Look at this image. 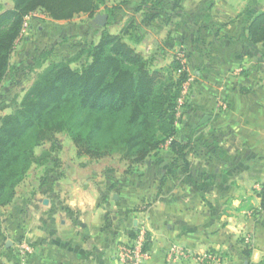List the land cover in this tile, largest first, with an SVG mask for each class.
<instances>
[{"label": "crops", "instance_id": "crops-1", "mask_svg": "<svg viewBox=\"0 0 264 264\" xmlns=\"http://www.w3.org/2000/svg\"><path fill=\"white\" fill-rule=\"evenodd\" d=\"M174 11L168 24L148 22L162 34L144 30L143 43L151 55L159 45L184 49L193 78L175 140L188 145L187 169L167 144L128 171L84 158L31 168V182L29 171L0 208V264H122L120 248L141 228L143 264H206L210 254L209 264H264L255 187L264 184V43L247 40L264 0H181ZM23 241L33 246L24 262ZM173 248L187 257L174 259Z\"/></svg>", "mask_w": 264, "mask_h": 264}, {"label": "trees", "instance_id": "trees-1", "mask_svg": "<svg viewBox=\"0 0 264 264\" xmlns=\"http://www.w3.org/2000/svg\"><path fill=\"white\" fill-rule=\"evenodd\" d=\"M170 1L169 12L161 0H139L117 33L94 23L91 36L97 40L91 37L74 56L46 63L50 52L44 51L33 60L32 67L40 71L12 110L0 116V208L14 202L32 167L58 162L49 151L37 155L36 149L46 143L58 149L56 135L61 133L69 137L78 157L97 161L117 155L126 171L168 144L174 159L187 169L188 145L175 140L178 101L190 78L187 65L175 55L167 67L157 68L156 52L144 57L136 49L148 22L162 19L168 24L181 0ZM11 2V8L0 9V87L13 76L11 54L30 14L40 12L60 22L80 14L93 18L102 9L108 25L117 11L107 0ZM139 12L144 19L137 22L134 15ZM247 40L251 45L264 43V11L248 27ZM259 195L263 206L264 187ZM245 254L248 260L250 250Z\"/></svg>", "mask_w": 264, "mask_h": 264}, {"label": "rangeland", "instance_id": "rangeland-1", "mask_svg": "<svg viewBox=\"0 0 264 264\" xmlns=\"http://www.w3.org/2000/svg\"><path fill=\"white\" fill-rule=\"evenodd\" d=\"M138 3L139 0H107V5L109 7L115 6L117 11L115 12L112 23L107 25L106 18V24L103 27L112 34L117 33L123 26L127 17L132 16L134 8ZM11 7V0H0V9H8ZM99 14L105 15L102 9ZM143 14L144 13L139 12L137 15H134L137 22L144 19ZM93 18H89V16L85 14H80L69 21L55 22L42 13L36 12L30 14L25 19L23 31L11 54L10 65L13 70V76L7 77L0 87V116L12 110L13 105L21 99L23 92L30 87L35 74L40 71V69L32 67L33 60L44 51L50 52L46 63L57 62L74 56L82 48L84 43L88 42L92 37L91 30L94 29ZM156 22L162 23L158 19ZM145 26L143 25V27ZM144 30L151 29L147 26ZM151 31L156 39H160L159 37L162 33H160L158 29ZM94 39L97 40V37ZM147 46L148 45L144 42L141 44L140 48H137V51L141 52L144 57L151 55V51ZM158 47L160 49L156 50L158 51V53H156L157 68L167 67L172 62L175 55L181 54V52L184 51V49H179L174 46L159 45ZM162 49L163 52H161ZM184 56L185 53L183 52V57ZM185 59L186 58H184V62L186 63ZM181 61H183V59ZM188 73L192 82L193 75L191 71H188ZM56 139L59 145L58 149L51 150L50 145L46 143L43 147L36 149V154L40 155L44 151H49L52 153L51 158L58 160L59 163H76L82 161L81 158H84L90 162L103 161L106 166H111L116 162H118V164H124L117 155L107 156L97 161L90 160L85 156H79L77 158L72 152L74 146L67 135L64 133L57 134ZM162 147H164V145ZM32 173L33 171L30 170V176L26 179V184L31 182ZM262 186L264 187V184ZM19 190L21 191V189ZM259 192H261V190ZM261 209L264 211V204L263 206L261 205Z\"/></svg>", "mask_w": 264, "mask_h": 264}, {"label": "built area", "instance_id": "built-area-1", "mask_svg": "<svg viewBox=\"0 0 264 264\" xmlns=\"http://www.w3.org/2000/svg\"><path fill=\"white\" fill-rule=\"evenodd\" d=\"M25 24V22H24ZM24 27V25H23ZM23 31V30H22ZM180 60L183 59L182 62H184V57H183V52L181 54L177 55ZM191 83V78L187 80V82L184 83L183 89H182V96L179 99V104L181 105L187 94H188V89ZM222 108H225V105L221 103L220 105ZM256 189L258 191L263 189L262 185L257 184ZM146 240V234L143 228L139 229L138 234L133 241L131 245L128 246H123L119 250V259L122 264H143L144 261L148 259V254L146 251L143 249L144 242ZM19 256L21 258V261L24 262L26 258L32 254L33 252V246L27 241H23L19 246ZM172 256L174 259H184L187 257L186 252L183 249L180 248H173L171 251ZM201 262L209 264L211 262H214L213 256L210 255H205L203 258H201Z\"/></svg>", "mask_w": 264, "mask_h": 264}, {"label": "water", "instance_id": "water-1", "mask_svg": "<svg viewBox=\"0 0 264 264\" xmlns=\"http://www.w3.org/2000/svg\"><path fill=\"white\" fill-rule=\"evenodd\" d=\"M106 15H96L94 18H93V23L103 27L105 24H106ZM208 118H203V120L199 123V125H201L202 123H204Z\"/></svg>", "mask_w": 264, "mask_h": 264}]
</instances>
